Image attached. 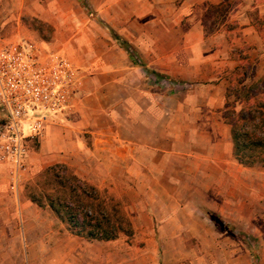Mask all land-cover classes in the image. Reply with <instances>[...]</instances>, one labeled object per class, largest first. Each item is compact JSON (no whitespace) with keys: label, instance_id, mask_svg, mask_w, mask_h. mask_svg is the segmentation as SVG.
<instances>
[{"label":"crops","instance_id":"obj_1","mask_svg":"<svg viewBox=\"0 0 264 264\" xmlns=\"http://www.w3.org/2000/svg\"><path fill=\"white\" fill-rule=\"evenodd\" d=\"M78 1L0 0V44L27 41L42 56H65L83 74L70 109L28 142L26 172L66 165L103 196L126 202L141 239L64 233L55 241L44 234L42 262L207 264L231 239L226 263L240 264L249 235L239 225L244 171L256 165L233 156L226 91L242 65L252 66L255 79L264 74V0H85L84 9ZM31 24L50 27L52 43ZM106 25L117 31L110 35ZM120 40L132 49L119 47ZM11 172L0 163V217L12 219L0 224V234L21 231L11 224L15 216L20 222L8 204L19 198ZM226 229L236 234L226 236ZM263 242L253 234L254 250ZM17 245L11 256L0 246V264H21ZM32 252L28 264H37Z\"/></svg>","mask_w":264,"mask_h":264},{"label":"trees","instance_id":"obj_2","mask_svg":"<svg viewBox=\"0 0 264 264\" xmlns=\"http://www.w3.org/2000/svg\"><path fill=\"white\" fill-rule=\"evenodd\" d=\"M254 76L252 66L242 65L230 78L225 121L231 127L234 158L244 166L264 167V74L258 79ZM40 177L36 185L40 194L30 196V201L48 207L71 235L88 241L133 236L121 203L100 194L66 165H52Z\"/></svg>","mask_w":264,"mask_h":264},{"label":"built area","instance_id":"obj_3","mask_svg":"<svg viewBox=\"0 0 264 264\" xmlns=\"http://www.w3.org/2000/svg\"><path fill=\"white\" fill-rule=\"evenodd\" d=\"M82 80L81 68L61 54L42 56L27 41L0 44V163L10 165L12 188L27 170L28 142L70 109Z\"/></svg>","mask_w":264,"mask_h":264},{"label":"rangeland","instance_id":"obj_4","mask_svg":"<svg viewBox=\"0 0 264 264\" xmlns=\"http://www.w3.org/2000/svg\"><path fill=\"white\" fill-rule=\"evenodd\" d=\"M79 2V1H78ZM80 7L84 9V7L88 6L85 0H80ZM79 5V4H78ZM121 7H125L124 3H121ZM87 8V7H86ZM119 10V9H118ZM122 12V10H120ZM85 15H89L86 10H84ZM91 14V12L89 11ZM31 23V22H28ZM117 27H120V23L117 22ZM29 26V24H28ZM14 26H9L6 30V34H9V32H12V28ZM31 28L36 29L40 36L48 41L49 43H52L51 37H52V29L48 26L45 25H36V24H31ZM106 25L103 26L102 29L105 32L110 33L112 35V31L115 28ZM6 29V28H5ZM29 33V32H27ZM32 34H28L26 36L31 37ZM32 40V39H28ZM35 42H38L34 40ZM39 43V42H38ZM117 44L119 47H128L132 49V46L128 45L125 43V41L120 40L117 41ZM137 60V58H134ZM166 88V87H164ZM232 100V98H230ZM69 170H71L69 168ZM72 171V170H71ZM27 173L26 171L21 174V181L17 185L19 187V198L11 203H8L9 206L14 210V213L16 214L19 212L20 216V222H18V217L15 216L13 218V223L15 226L18 224L21 226V231L15 234H0V246L1 248H4L2 252H4L6 255H12L14 252L18 250V245L19 244V251L21 255V264H28L29 261L27 259V255L30 252V249H33V258L34 260H37V264H44L42 262V259L39 257L41 253L44 252L43 246L41 244V240L44 237V234H50V236L53 237V240H60L61 236H63L64 233H69L66 230V227L56 218V216L53 214V212L46 206L40 208L37 205L33 204L29 197L32 196L33 194H40L38 193V190L40 191V187L38 189L36 188V185L39 184L38 182L40 181V174L42 173ZM73 172V171H72ZM264 173V168L261 165H256L253 167V169L250 170H245L244 171V192H243V199L245 202L244 205V215L243 213L241 214L242 221L240 222L239 225H242L246 232H248L249 235L245 234L244 235V240L246 241V244H248V248L246 251V248L244 247L243 249V256L245 255L246 257H243V262L240 264H264V242L263 245L261 246V250L258 249H253L252 248V240H253V234L257 235L260 234L261 239L264 240V183H263V174ZM43 180H41L42 182ZM261 189L260 190V186ZM7 188V187H6ZM53 188V186L48 187ZM100 192V191H99ZM106 191H101L100 194H105ZM258 198L257 201L256 197ZM121 203L124 211L128 214L129 208L126 204V202L118 201ZM220 205H222L223 202L217 201ZM20 203V204H19ZM231 207L233 206L232 204L230 205ZM5 207V205H2V208ZM26 212V215L23 213ZM248 211L252 212L251 218H249ZM9 218V217H8ZM7 216H1L0 217V224H7L5 222L7 219ZM11 219V218H9ZM12 220V219H11ZM39 227L38 229L36 228ZM241 226V227H242ZM34 227L36 229H34ZM23 230L26 232L24 233ZM225 230V228H224ZM45 231V232H44ZM258 232V233H257ZM70 234V233H69ZM226 236H232L233 234H236V232L227 230L225 231ZM223 237V236H222ZM141 239L139 234H133L132 237H126L125 235H120L118 237V240L127 242V243H134L138 242ZM227 241H223L222 243L218 244V248H214V252L211 253V260L210 262L207 261V264H227L225 257H224V248L230 243L231 239H226ZM31 242L32 246L28 244ZM55 243V242H54ZM15 244V247H13ZM17 247V248H16ZM30 247V248H29ZM202 252V249L200 250ZM35 256V257H34ZM254 256V257H253ZM205 261V260H204ZM204 264V263H203ZM206 264V262H205ZM229 264H232V262ZM239 264V263H238Z\"/></svg>","mask_w":264,"mask_h":264}]
</instances>
